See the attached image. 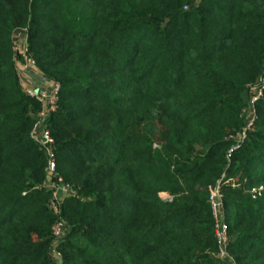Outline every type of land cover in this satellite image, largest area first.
<instances>
[{
    "label": "trees",
    "instance_id": "1",
    "mask_svg": "<svg viewBox=\"0 0 264 264\" xmlns=\"http://www.w3.org/2000/svg\"><path fill=\"white\" fill-rule=\"evenodd\" d=\"M27 58L59 85L45 123L74 195L58 214L31 136L41 104L18 73ZM260 80L264 0H0V264H55L59 218L58 264H227L215 184L233 264H264V84L227 157Z\"/></svg>",
    "mask_w": 264,
    "mask_h": 264
},
{
    "label": "built area",
    "instance_id": "2",
    "mask_svg": "<svg viewBox=\"0 0 264 264\" xmlns=\"http://www.w3.org/2000/svg\"><path fill=\"white\" fill-rule=\"evenodd\" d=\"M23 32V31H22ZM25 33V32H24ZM26 42V36H25ZM16 49V48H15ZM22 51L18 53L25 56L26 49L25 44ZM25 68L35 69L34 62L31 59H26ZM41 76V74L39 73ZM43 78V77H42ZM264 84V80H260L249 93V105L250 109L247 114V121L244 129L236 136L230 138L235 144L228 150L227 157L229 158L233 152L238 148L239 144L246 138L247 131L251 128L254 120L253 103L261 97V86ZM44 89V90H43ZM43 89H33L32 87L25 90L26 94L37 100L41 104V110L38 114V118L33 126L31 136L35 142L40 145L44 150L47 157L46 171L48 174V189L51 191L50 205L56 214L59 213L60 205L65 198L72 196L71 187L66 184L57 174L55 159L53 156L54 140L50 135L46 118L53 112H55L58 101L59 85L57 83L49 82V86ZM262 190L260 188L258 191ZM255 193L256 190L254 189ZM209 206L211 216L213 220V231L217 242V257L224 263L233 264L232 258L228 255L227 246L229 243L228 227L224 217L223 197L219 189V184H216L214 190H210ZM68 234V226L62 219H57L52 227V242L50 249V257L55 264H58L61 260V253L58 248L60 244L65 240Z\"/></svg>",
    "mask_w": 264,
    "mask_h": 264
},
{
    "label": "crops",
    "instance_id": "3",
    "mask_svg": "<svg viewBox=\"0 0 264 264\" xmlns=\"http://www.w3.org/2000/svg\"><path fill=\"white\" fill-rule=\"evenodd\" d=\"M19 32H22V31H17L16 34ZM22 35H23L22 42L25 44L26 35L24 32H22ZM15 47H17L16 42H15ZM16 52H19V49L16 48ZM18 73H19L21 84L24 90L30 87L37 90V89H43L49 86L50 81L42 78V76H40L39 73L35 69H31V68L27 69L24 66H20L18 69Z\"/></svg>",
    "mask_w": 264,
    "mask_h": 264
},
{
    "label": "rangeland",
    "instance_id": "4",
    "mask_svg": "<svg viewBox=\"0 0 264 264\" xmlns=\"http://www.w3.org/2000/svg\"><path fill=\"white\" fill-rule=\"evenodd\" d=\"M22 32H19V33H17L16 35H15V38H14V40H15V42H16V46L17 47H15V48H17V49H19V51H22L21 49H23V46H24V43L22 42ZM27 69H29V68H27ZM32 69V68H31ZM44 90V89H43ZM72 195H74L73 193H72ZM162 198H168V195H166V194H161L160 195Z\"/></svg>",
    "mask_w": 264,
    "mask_h": 264
},
{
    "label": "water",
    "instance_id": "5",
    "mask_svg": "<svg viewBox=\"0 0 264 264\" xmlns=\"http://www.w3.org/2000/svg\"><path fill=\"white\" fill-rule=\"evenodd\" d=\"M57 145V143H54V147ZM216 188V184L215 185H213L211 188H210V190H214Z\"/></svg>",
    "mask_w": 264,
    "mask_h": 264
}]
</instances>
